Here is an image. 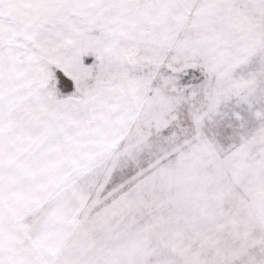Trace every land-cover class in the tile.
Listing matches in <instances>:
<instances>
[{
    "label": "snow or ice",
    "instance_id": "obj_1",
    "mask_svg": "<svg viewBox=\"0 0 264 264\" xmlns=\"http://www.w3.org/2000/svg\"><path fill=\"white\" fill-rule=\"evenodd\" d=\"M0 264H264V0H0Z\"/></svg>",
    "mask_w": 264,
    "mask_h": 264
}]
</instances>
